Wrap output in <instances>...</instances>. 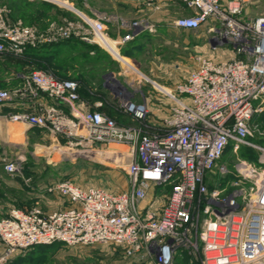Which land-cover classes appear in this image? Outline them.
Masks as SVG:
<instances>
[{
    "label": "built area",
    "instance_id": "obj_1",
    "mask_svg": "<svg viewBox=\"0 0 264 264\" xmlns=\"http://www.w3.org/2000/svg\"><path fill=\"white\" fill-rule=\"evenodd\" d=\"M140 1L160 8L162 0ZM176 1L193 13L177 19L176 28L191 31L211 25L212 48L231 51L235 57L216 62L198 56L196 68L173 91L154 87L171 100L169 113L159 125L149 120L147 98L143 103L133 96L118 101L131 125H121L101 112L79 113L75 110L80 102L79 83L57 79L46 71L25 77L22 90L0 89V107L14 99L37 100L41 95L52 102L37 114H12L13 122L42 129L76 146L117 144L128 149L126 191L84 189L65 180L48 191L69 203L68 208L53 212L40 206L10 209L0 219V264L35 246L55 243L112 247L135 264H176L183 253L192 255L197 250L193 237L200 222L201 264H263L264 147L250 137L253 117L264 112V14L244 21L246 0H231L227 5L221 0ZM87 23L108 50L120 57L103 36L106 23L89 19ZM122 28L130 31L122 43L149 29L130 22H122ZM72 35L79 34L55 24L45 35L21 23L11 24L7 11L0 9V53L22 55L28 48ZM230 144L236 154L242 147L257 149L259 165L240 161L231 191H210L209 176L231 172L222 162ZM4 170L12 176L20 172L16 162H6ZM165 189L171 192L161 204L154 195Z\"/></svg>",
    "mask_w": 264,
    "mask_h": 264
},
{
    "label": "rangeland",
    "instance_id": "obj_2",
    "mask_svg": "<svg viewBox=\"0 0 264 264\" xmlns=\"http://www.w3.org/2000/svg\"><path fill=\"white\" fill-rule=\"evenodd\" d=\"M0 9L7 11L8 21L11 24L21 23L35 28L42 35L49 33L52 24L73 28L79 35L76 37L72 35V38L79 41L62 49L57 63L68 64L67 69L63 70L65 79L86 80V83L82 81L79 84L81 91L78 104L86 100L91 103L99 101L101 104L91 108L90 111L104 113L121 125H131L132 122L122 114L118 101L134 97L133 100L141 102L143 98H147L149 120L158 122L157 118H162L169 113L171 100L166 95L158 93L154 87L159 86L168 92L173 91L176 85L184 82L189 68L196 64L198 56L214 61H228L233 58L229 52L220 54L225 55L222 58L214 56L210 41L212 37L204 31V28L171 35L167 32L155 31L150 15L152 10L160 8L149 7L140 0H0ZM262 13H264V0H248L245 4L243 20L249 21L251 17ZM96 17L106 23L105 34H103L105 38H108L107 34L113 36L117 35L119 30L123 31L125 28L120 29L122 21L145 24L149 29L141 33L156 35L154 37L143 35L141 41L136 40L135 45L128 47L127 51H133L131 52L133 57H128L132 61L129 63L132 67H127L129 70L125 67L128 74L125 73L124 78H128L120 79L116 76V79H105L106 89L109 92L105 95L99 92L96 86L91 87L92 90L88 88L90 82L97 85L101 79H86L84 69L76 67L78 64L87 62L86 56L91 50L99 56L100 63L108 62L104 58L105 49L108 50V47L100 41L99 36L87 23V19ZM84 43L93 48L86 49ZM142 50H148L150 54L142 56L143 53H140ZM158 59L160 62L173 65L172 70L178 74V79H158L157 73L145 67V64L150 65ZM40 63L38 60L28 59L24 54L0 53V89L22 90L25 87V77L36 71H46L57 79H64L49 67L41 68ZM144 76L147 79H139ZM17 102L22 103L20 99H14L9 103L10 105L2 107L6 110L8 119L12 114L23 112L24 107L17 106ZM260 119L261 123L251 124L250 140L264 147V115ZM20 126L22 124L12 123L10 134L21 133L22 138L12 140L6 135L5 140H0V219L6 217L13 207L56 208L61 203V197L50 193L48 188L60 181L69 180L84 189L93 187L114 193L128 189L127 147L117 144L76 146L67 143L63 137L39 129L24 131ZM247 148L243 150V153L251 151L250 153L254 152L256 159L259 157L260 153L257 149ZM226 160L230 165V174L226 176L213 174L209 176L207 183L210 189L215 187L229 193L237 164L243 161L246 165L258 166V163L234 152L228 153ZM6 162L18 163L19 174L12 176L6 173L4 170ZM170 192V189L161 190L155 193L154 198L157 197L162 204ZM202 230L200 222L193 237V243L198 251H192V255L183 256L179 264H183V261L188 258L201 264ZM13 261L7 264H12ZM13 264H133V262L122 257L121 253L112 247L62 246L48 252L42 258L21 260Z\"/></svg>",
    "mask_w": 264,
    "mask_h": 264
},
{
    "label": "crops",
    "instance_id": "obj_3",
    "mask_svg": "<svg viewBox=\"0 0 264 264\" xmlns=\"http://www.w3.org/2000/svg\"><path fill=\"white\" fill-rule=\"evenodd\" d=\"M230 1L231 0H221L222 4H224V5H227ZM247 1L248 0H246L244 3V9H245V4L247 3ZM141 3H143V2L141 1ZM158 4L160 6V9L154 10V11L152 10V14L150 15V18L152 19V21L154 23L153 26H155V31L159 30L160 33L167 32V34H170V35L173 33H181V32L184 33V32L190 31V30H181V29H178L174 26V22L177 19L182 18V17H187V16H190L193 14L192 11L190 9H188L184 3L180 2V1H176V0H166V1L162 0ZM244 9H243V12H244ZM263 14L264 13L259 14V15H255L251 18L253 19V18H256V17L261 16ZM243 16L244 15L242 14V19H243ZM89 20H101V19L96 17V18L89 19ZM210 26L211 25H204L201 29H198V30H202L204 28L205 29L204 31H206V33L209 34L208 29ZM121 28H122V26L120 25V29ZM117 33H118L117 35L115 34L113 36H109L107 34L108 38H106V39H107L109 45L111 47H113L114 51L116 53H118L120 57H115L109 50L105 49L104 58L108 62L106 61L107 63H104V62L100 63L99 62V56H96L94 51L91 50L87 55V57L91 56V57H88L87 62L76 65L77 68H79V69L83 68L84 69L83 73L84 72L86 73V77H87L86 79H101L100 84L102 85L104 94L109 93L106 89L107 86H106L105 79H116L115 78L116 76H118L120 79H127L128 78V77L124 78L125 73H126V75L128 74V71H127L128 68L127 67H132V65L129 64L131 60L128 57H133L132 56L133 53H131L133 51L132 50L127 51L129 49L128 47H132L133 45H135L136 40L141 41L143 38V35H144V32H143V34L140 33L138 36H136V38L134 40L126 42V43H122L121 40L123 39L124 36L129 34L130 31L127 29H124L123 31L119 30V32H117ZM103 34H105V32ZM145 35L151 36V37L156 36V35H152V33L151 34L146 33ZM134 47L136 48L137 45ZM213 51H214V56L216 55L217 58H220V57L222 58V56H225V55H220V54H225L226 52H229L233 55V53L231 51H228V50H224V51L222 50L221 51V50H214L213 49ZM140 53H143L142 56L143 55L146 56L147 54L148 55L150 54V52L148 50H144V51L142 50V51H140ZM232 57L234 58L235 55H233ZM125 60H128V61L125 62ZM216 62H220V61H216ZM172 66L173 65H171L170 63L160 62L159 59L155 62H151L150 65L145 64L146 68H149L150 71L157 73V76L159 77L158 79H178L177 78L178 74L172 70ZM125 67L127 69H125ZM195 68H196V64L193 65V67L189 68V71L187 72L185 80L189 77L190 73ZM139 79H147V78H146V76H144V78L142 77ZM136 101L140 102L138 100H136ZM144 101H145V98H143V100L141 102H144ZM21 102L22 103L17 102L16 105L17 106H23L24 107L23 112H28L31 114H37V113H39V111L43 107L52 104L51 100H49L44 95H41V97L37 100L26 99V100L21 101ZM100 104L101 103L99 101L97 103H91L90 101L86 100L84 102L79 103V108H77L75 110L78 111L79 113H81L83 111L90 110L91 108H96ZM8 105H10V104H7L5 106H8ZM2 107H4V106L0 107V140H5L6 135L9 136L10 138H12V140L22 138L21 133H17V134L12 133V135L10 134L12 123H17V122H13L10 119H8V117H6V115H7V113L5 112L6 110L2 109ZM62 109L67 114H71V109L69 107L63 106ZM75 114H77V113H75ZM124 116L129 121H131L133 124V121L131 120L130 117H128L125 114H124ZM166 116H167V113H166ZM166 116H164L162 118L161 117L157 118L158 122L154 120L153 123L155 125H159V123H162L163 119ZM18 124H22V126H20V128L23 129L24 131L32 130V129H39V128H32L25 123H18ZM39 130H42V129H39ZM60 200H61V203H59L56 206V208L51 207L49 209H46V208L42 207V209L44 211H47V212H53V211H56L58 209L68 208L70 206L69 203L65 202L62 198H60ZM24 209H30V208H24Z\"/></svg>",
    "mask_w": 264,
    "mask_h": 264
},
{
    "label": "trees",
    "instance_id": "obj_4",
    "mask_svg": "<svg viewBox=\"0 0 264 264\" xmlns=\"http://www.w3.org/2000/svg\"><path fill=\"white\" fill-rule=\"evenodd\" d=\"M77 41H79V40L76 39V38H71V39L64 40V41H60V42H57V43H51V44H46V45H42V46H37V47H34V48H28L25 51L24 55L28 59H34V60L40 61L41 63H40L39 66L41 68H48L49 67L50 69L55 70L58 75H60L62 78H64V79H60V80H74V79H65V76L66 75L63 74V70H64V68L67 69L68 64H66V63H61V64L60 63H57V60L59 59V57L61 55L60 52H61V50L63 48H66V47H68V45H71L74 42L76 43ZM84 45H86V49L93 48L91 45H88L87 43H84ZM88 57L86 56L87 59H88ZM75 81H77L79 84L82 81L84 83H86V80L85 79H75ZM94 86H96V88H97V90L99 92H101L103 95H105L104 92H103L102 85L100 83H98L97 85H95V84H93V82H90L88 88H90L92 90L93 88H91V87H94ZM80 91H81V89L79 88V92ZM84 94H83V96H84ZM263 115H264V112L261 113V114H256L253 117V119L251 121V124L261 123V119L260 118ZM244 149H248V148L247 147H242L238 154L243 155L248 160H254V161H256L258 163V165H259V157L256 159L255 156H254L255 154H254L253 151H252L253 153H250L251 151H248L246 153H243V150ZM231 152H233V145L232 144H230L227 147V149L225 151V154L223 156V159H222V162L225 163V164H227L228 166H230V165L228 164V162L226 160V156H227L228 153H231ZM208 188H209L210 191H212V190L215 189V187H211V189H210V186ZM62 246L65 247V245H63L61 243H55V244H52V245H38V246H35V247L31 248L30 250H28V251H26V252H24L22 254L17 255L16 257H14V259H13L14 261L12 262V264L15 263V262H19L21 260H27V261H29V260H33V259L42 258L48 252L54 251L57 248H60ZM187 255H188L187 253H183V256H187ZM183 256L177 258L176 264H179L180 263L181 259H183ZM133 264H135V263H133ZM183 264H198V263H195L194 261H191V259L188 258V259H186V261H183Z\"/></svg>",
    "mask_w": 264,
    "mask_h": 264
}]
</instances>
